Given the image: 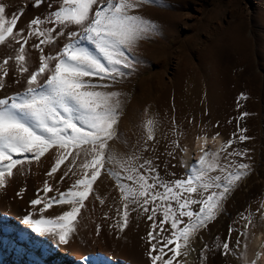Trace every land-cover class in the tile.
<instances>
[{"label":"rangeland","instance_id":"374dc122","mask_svg":"<svg viewBox=\"0 0 264 264\" xmlns=\"http://www.w3.org/2000/svg\"><path fill=\"white\" fill-rule=\"evenodd\" d=\"M0 2L6 5V19H11L14 14L19 16L14 32L24 29V35H27L30 21L37 17L45 19L50 11L60 7L62 0H44L39 7L35 6V0ZM167 5H144L138 10L136 14L154 22L156 29L131 49L129 55L138 63L134 64L130 75L107 89L120 92L122 104L115 126L116 137L108 142V150L115 160L106 167L121 171L119 162L127 161L135 154L140 157L135 161L136 166L144 160H152L154 165H158L162 177L174 180L172 174L182 172L183 166L180 153L174 151V145L179 139H192L195 133L201 131H207L211 137L217 133L234 134L235 140L231 146L219 153L220 161L225 163L229 152L247 149L246 155L228 159L246 163L250 170L223 201L222 210L216 214V218L199 229L190 243L191 249L198 237H203L206 242L200 264H218V255H222L226 263L230 264L232 258L246 259L254 229L264 230V0H167ZM41 27L51 28L54 25L45 22ZM56 30L60 31V27ZM63 30L66 34L68 31H79V27L69 25ZM67 42L65 35L58 38L56 44L41 45L43 54L55 56ZM36 43L37 38L31 37L26 45L30 71L35 70L39 61L40 52L33 47ZM17 48L18 45L11 40L0 45V62L7 56H14ZM9 65V75L5 77V87L0 90V98L22 92L26 87V80L15 72L14 61L10 60ZM199 71L203 73L200 79ZM27 75L25 73L24 77ZM176 83L179 85L176 86ZM241 94L247 99H238ZM176 111L177 119L173 118ZM242 113L248 115L241 120L239 117ZM149 119L155 121L154 140H147L145 123ZM241 129L245 130L243 135L248 137L244 141L238 139ZM54 150L46 153L40 161ZM13 158L22 157L14 155ZM72 159L69 156L61 165L55 173V180L46 176L54 163L50 164L44 170L45 178L42 176L43 182L36 190L31 180L33 177L29 181L31 183L27 180V183L20 186L24 190L23 195L28 196V212L33 209L30 201L37 198V190L42 189L46 179L54 188L66 191L79 178L82 170L78 165L83 162V155L72 168L78 175L69 173V178L57 183L64 172L68 171L67 166ZM26 165L23 172L19 166L13 170L19 171L20 180L26 178L24 172L30 171ZM107 175V172L101 170V175L93 185V193L85 201V208L78 217L77 231L68 245H59L52 238L37 235L27 228L25 238L32 236L36 241H47L46 254L41 256L37 252L31 255L28 247H18L16 243H8L0 237V264H68L57 259L52 261L49 253H59L60 257L66 255L75 262L76 257L71 256V253L89 252L96 243L104 250L116 252L127 260H131L130 257L135 253L143 255L145 259L142 261L151 264L146 252L150 247L147 233L151 231L152 222L146 214L132 212L129 225L123 233L112 227L119 219L117 209H122V203L116 181L111 176L106 181ZM6 191L7 186L0 190V195ZM96 197L103 199L104 203L101 204ZM253 197L257 200H252ZM192 207L198 210L199 205ZM66 210H69V206L54 205L45 215L51 217ZM242 213L246 216L250 214V221L241 218ZM253 214H258L259 219L254 220ZM34 216L39 218L38 214ZM160 219L162 216L158 214L157 223ZM183 220L187 223V217ZM97 226L100 227L99 235L96 234ZM230 226L233 229L231 234ZM165 228L169 232L163 235L170 234V224H166ZM241 234L243 242H238L234 248L232 244ZM225 242L229 244L227 253L222 247ZM190 251L184 256V264L187 263ZM171 255L169 252L164 258L168 259Z\"/></svg>","mask_w":264,"mask_h":264},{"label":"snow or ice","instance_id":"6c2138e0","mask_svg":"<svg viewBox=\"0 0 264 264\" xmlns=\"http://www.w3.org/2000/svg\"><path fill=\"white\" fill-rule=\"evenodd\" d=\"M43 2L35 0V6ZM144 5L168 6L167 0H62L60 7L50 11L45 19H32L24 35V29L14 32L19 16L14 14L6 19V5L0 2V45L9 40L18 45L14 56L0 62V90L5 87L10 60L14 61L16 74L26 80L24 91L0 98V190L6 188L14 169L19 166L23 172L26 163H39L52 149L56 150L55 162L46 173L49 179L55 180L61 165L69 156L73 157L68 171L57 181L62 183L69 178V173L78 175L72 168L83 155V162L78 165L82 170L79 178L66 191L54 188L46 179L42 189L37 190V198L30 201L33 209L23 215L22 223L37 235L68 245L77 231L85 201L104 170L116 181L121 194L122 209H117L119 219L112 227L123 233L132 212L146 214L152 222L151 231L147 233L150 247L146 252L151 264H173L174 261L184 264L177 258L188 255L194 234L216 218L223 201L250 170L248 164L228 157L244 156L248 150L229 152L226 162L221 163L218 152L202 149V155L187 169L184 179H165L152 160H144L136 166L135 161L140 157L135 154L119 162L121 171L106 167L115 160L108 150V142L116 137L115 126L122 104L121 93L107 89L130 75L134 64L138 63L129 55L131 49L156 29L154 22L136 14ZM45 22L54 27H41ZM69 25L78 26L79 31L65 34L63 29ZM65 35L68 42L55 56L43 54L41 45L56 44L58 38ZM31 37L37 38L38 43L33 47L40 52L34 71L29 70L26 49ZM238 99L247 97L241 94ZM246 115L242 113L239 119ZM154 125L152 119L145 123L147 140L155 139ZM244 131L241 129L239 141L248 139ZM233 142L227 141L222 148L226 150ZM14 155L22 158L14 159ZM213 172L219 174L211 175ZM23 191L17 195L22 196ZM49 193L55 194L50 196ZM100 203L104 200L100 199ZM54 205H67L69 210L51 217L45 215ZM193 205H199L198 210H193ZM158 214L162 216L159 223ZM241 218L250 221L251 215L242 213ZM2 223L0 221V227ZM166 224H170V234L163 235L169 232ZM181 224L184 226L180 227ZM232 230L230 226L229 234ZM96 234H100L99 226ZM222 247L225 253L229 251L227 242ZM169 252L172 255L165 259Z\"/></svg>","mask_w":264,"mask_h":264},{"label":"bare ground","instance_id":"6f19581e","mask_svg":"<svg viewBox=\"0 0 264 264\" xmlns=\"http://www.w3.org/2000/svg\"><path fill=\"white\" fill-rule=\"evenodd\" d=\"M199 66L200 64L198 67ZM194 72L196 71L194 70ZM198 76L200 79V77H203V73L199 71ZM178 85L179 83H176V86ZM177 114L178 111L175 112V116H173V118L177 119ZM215 137L216 139H213L207 131H201L195 133L192 139H179L177 142L179 146L177 147L174 145V151L175 153H180V156L182 157V172H175V175L172 176V178L174 180L186 178L187 169L192 166L194 161L199 160L200 155H202V149L209 152H218L219 154L223 151L222 145L229 140H235V135L229 132L221 133ZM55 151L56 150H54L47 157L43 158L39 161V163L35 162L34 164H27L26 166L28 169L30 168L31 172H24L26 175L25 179L20 180L19 171H14V176L9 179L7 184V193L3 192L4 194L0 195V221L3 222L2 227H0V237L5 239L8 243H16L18 247H20V245L28 247L31 255L37 252H39L41 256L45 255L48 248L47 241L45 239L36 241L32 236H26L25 238L28 226L22 223V217L24 214L28 213V196H24L23 194L22 196H18L17 193L21 190L20 186L22 187L24 183H27V180L28 182L32 180L35 190L40 187L43 182L42 176L45 173L44 170L50 164L55 162ZM109 177V175L106 176V181L110 180ZM55 179H57L56 176ZM252 200L256 201L257 199L253 197ZM253 219L258 220V214H253ZM253 232L254 237L250 243L246 259L236 260L235 258H232L230 260V264H264V230H258L255 228ZM241 236L242 234L239 238H237V241L232 244L234 248L238 246L237 242H243V238H241ZM205 243L206 242H204L203 237H198L196 239L191 246L192 248L186 264H200L202 250ZM0 246L2 247V244H0ZM171 247H174V245ZM72 255L76 257L75 262L66 257V255L60 257V254H56V252L49 253L48 256L52 259V261L57 259L60 261H66L68 264H85V261H87V264H148L142 261L145 259L143 255L135 253L132 257H130L131 260H127L116 252L104 250L99 243H96V245H94L89 252H79V254L71 253V256ZM177 260L185 261L184 256L178 257ZM174 263L176 264L175 261ZM217 263L227 264L226 259L222 255L217 256Z\"/></svg>","mask_w":264,"mask_h":264}]
</instances>
